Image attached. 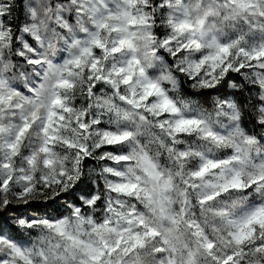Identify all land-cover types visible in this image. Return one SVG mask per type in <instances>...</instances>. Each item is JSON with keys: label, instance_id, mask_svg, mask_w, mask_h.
<instances>
[{"label": "snow or ice", "instance_id": "obj_1", "mask_svg": "<svg viewBox=\"0 0 264 264\" xmlns=\"http://www.w3.org/2000/svg\"><path fill=\"white\" fill-rule=\"evenodd\" d=\"M62 194L0 264H264V0H0V209Z\"/></svg>", "mask_w": 264, "mask_h": 264}, {"label": "trees", "instance_id": "obj_2", "mask_svg": "<svg viewBox=\"0 0 264 264\" xmlns=\"http://www.w3.org/2000/svg\"><path fill=\"white\" fill-rule=\"evenodd\" d=\"M233 75L232 77L230 75L228 81H237L236 78H233ZM238 76L239 74L236 75V77ZM228 81H226L223 86L219 88V91L205 90L201 93H196L193 92L191 88L187 87V85H185L184 92L193 99H198L201 103L205 104V106L210 105V102L214 96H226L233 92L239 99L243 100L244 97L239 92H235L234 90L228 87ZM245 126H247L250 131L252 130L251 125L248 123L247 120H245ZM89 187L91 188L92 185L89 184ZM67 199V195L62 194L60 198H57L55 200L45 201L43 199H37L30 201L28 204L13 202L7 208L0 209V226H4L6 231L10 232L12 235H14L17 240L21 241L25 238V236L18 229L11 226V220L14 217L23 214L27 215L29 213L45 214L49 218L60 217L61 215L66 214V210L63 205Z\"/></svg>", "mask_w": 264, "mask_h": 264}, {"label": "rangeland", "instance_id": "obj_3", "mask_svg": "<svg viewBox=\"0 0 264 264\" xmlns=\"http://www.w3.org/2000/svg\"><path fill=\"white\" fill-rule=\"evenodd\" d=\"M233 74H236V73H232L231 74V77H232V75ZM237 75V74H236ZM236 75H233V78H236L237 79V81H235V82H237V83H239V82H241V77L240 76H238V77H236ZM231 81H233V80H231ZM228 95H235L236 96V94L233 92V93H230V94H228ZM85 167L86 168H89V167H95V168H99V164H97V162L96 161H94V160H91V159H88L86 162H85ZM67 214V213H66ZM65 214V215H66ZM49 218L47 215H45V214H36V213H29V214H27V215H25V214H23V215H20V216H17V217H14V218H26V219H31V218ZM54 218H58V217H54ZM12 221V220H11ZM23 234V233H22ZM24 235V234H23ZM31 235L32 236H35L36 235V233L35 232H32L31 233ZM25 236V235H24ZM28 239V237L27 236H25V238L23 239V240H21V241H26Z\"/></svg>", "mask_w": 264, "mask_h": 264}]
</instances>
